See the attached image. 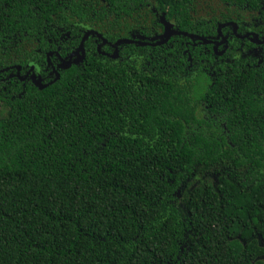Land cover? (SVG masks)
<instances>
[{
    "label": "trees",
    "instance_id": "16d2710c",
    "mask_svg": "<svg viewBox=\"0 0 264 264\" xmlns=\"http://www.w3.org/2000/svg\"><path fill=\"white\" fill-rule=\"evenodd\" d=\"M263 1L0 0V70L45 69L88 30H215ZM96 36L45 89L0 74V264H264V80L197 115L180 79L147 77L131 44L130 63L99 55Z\"/></svg>",
    "mask_w": 264,
    "mask_h": 264
},
{
    "label": "flooded vegetation",
    "instance_id": "af4514ba",
    "mask_svg": "<svg viewBox=\"0 0 264 264\" xmlns=\"http://www.w3.org/2000/svg\"><path fill=\"white\" fill-rule=\"evenodd\" d=\"M239 13V21L219 23L215 30L214 27H211L207 28L208 30L205 29V31H202V28L196 29V32L182 31L176 29L175 20L169 21L173 23L174 30L203 37L210 42L175 34L165 40L164 25L159 33L141 41L130 38L109 41L101 34V37L95 34L98 38L95 37L94 39L95 48L99 55L110 60H124L126 63H130V50L123 51L120 45L127 43L136 46L139 48V53L135 55L139 57L140 63L138 62V65L142 64L143 70L147 71V77H153L154 79L155 76L158 79L159 76H165L169 79H180L188 88L190 102L195 107V112L198 115L210 109L213 104L235 101V93L238 91L229 88V86H234L232 83L234 80L239 78L246 81L252 80L257 88L258 81L264 80V7L259 10L257 5H251L249 8L240 10ZM220 25L223 26L220 28ZM210 30L213 33L207 34ZM182 37L186 39L182 40ZM78 50L79 47L70 52L67 57H62L59 51L47 52V55L49 53L53 54L49 58L46 57L47 67L45 69L41 68L39 64L30 62L33 65H38L39 69L34 68L29 71L30 63H28L26 68L20 66V74H18L17 68L19 65L9 66L7 67L9 70L3 72L1 70L0 74H9L12 71V74L5 77L3 81L10 78V76L20 81H33V74H37L41 76L44 84L50 83L57 77L60 70L65 69L61 67L62 60L68 61L72 54L73 59L79 57L75 53ZM149 50L150 53H148ZM85 53V60L80 62L81 64L87 58L86 48ZM54 55H56V61L52 60ZM199 78L205 79L204 83L208 84V88L202 91L201 96L197 98L192 95L190 89L196 85ZM256 93L262 94L260 91H256Z\"/></svg>",
    "mask_w": 264,
    "mask_h": 264
},
{
    "label": "water",
    "instance_id": "95a60500",
    "mask_svg": "<svg viewBox=\"0 0 264 264\" xmlns=\"http://www.w3.org/2000/svg\"><path fill=\"white\" fill-rule=\"evenodd\" d=\"M162 22L164 23L165 25V33H164V37L166 38L165 40H168L170 38V36H172L173 34L175 35H184V36H189L191 37L192 39L194 38H198L200 39L201 41H204V42H210L208 40H206L205 38L203 37H199V36H195L193 34H189L187 32H182V31H177V30H174L173 29V23L165 20V18L162 19ZM223 25H220V28L222 27ZM91 34H97L99 37L100 34L97 32V31H94V30H88L86 32V34L84 35V37L82 38V41L80 43V46H79V50L77 52H75L76 54L79 55V57L73 59V54L70 56V59L68 61H65V60H62L63 64H62V68H69L71 67L72 63L75 62V63H80V62H83L85 60V40L91 35ZM128 41V40H127ZM53 53H49L47 55V58H49L50 55H52ZM29 67H30V70L29 71H32L34 68H37L39 69V66L38 65H33V64H29ZM18 74H20V71H21V67L18 66ZM6 70H9L8 68L6 69H2V72L3 71H6ZM1 71V70H0ZM40 75V74H39ZM59 78V73H57V77L51 81L50 83H43L42 82V78L41 76H38L37 74H33V83L35 84L36 87H38L39 89H45L46 87L50 86L51 84L55 83L56 80ZM22 79V78H21ZM23 80V79H22Z\"/></svg>",
    "mask_w": 264,
    "mask_h": 264
}]
</instances>
